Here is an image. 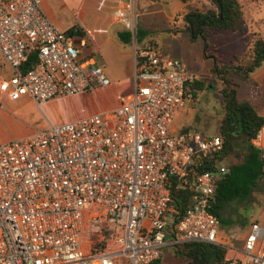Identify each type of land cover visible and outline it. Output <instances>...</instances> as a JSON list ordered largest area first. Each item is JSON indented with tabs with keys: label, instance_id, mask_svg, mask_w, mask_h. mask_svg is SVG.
<instances>
[{
	"label": "built area",
	"instance_id": "2783aa9c",
	"mask_svg": "<svg viewBox=\"0 0 264 264\" xmlns=\"http://www.w3.org/2000/svg\"><path fill=\"white\" fill-rule=\"evenodd\" d=\"M45 1L0 0V106L30 97L42 109L112 84L85 55L92 31L77 48L45 16ZM140 2L115 11L135 69L118 106L0 143V264H155L167 248L193 244L225 249L227 264H264L263 225L240 237L213 214L230 169L207 167L225 138L172 131L197 77L141 39ZM252 145L264 163V126ZM174 191L188 195L181 213Z\"/></svg>",
	"mask_w": 264,
	"mask_h": 264
},
{
	"label": "rangeland",
	"instance_id": "374dc122",
	"mask_svg": "<svg viewBox=\"0 0 264 264\" xmlns=\"http://www.w3.org/2000/svg\"><path fill=\"white\" fill-rule=\"evenodd\" d=\"M80 0H53L51 3L56 19L64 25L73 17L72 13L78 8ZM245 12L244 30L242 32L216 33L210 38L209 47L205 49L202 38L194 41L186 29L187 23L180 21L176 27L170 20L172 13L189 8L201 11L213 9L209 0H191L184 6L180 0H161L153 6H147L150 13L152 38L159 48L169 57L181 59L187 69L197 77L196 81L204 84V89L198 91L197 97L186 105L175 120L178 133L190 131L196 135H220V124L226 114V99L224 90L227 87L224 79L215 72L216 66L230 67L227 84L230 90H236L240 99L253 100L257 110L264 115V63L248 80L236 74L237 67L248 65L253 56L254 44L257 39H264V0H241ZM66 4V7H62ZM150 7L156 11L152 15ZM89 12L95 11L92 8ZM187 10V11H186ZM76 25V24H75ZM74 26V25H73ZM74 43L81 48L80 36H74ZM88 52L87 49H85ZM129 51V50H127ZM110 76L112 86L99 88L92 93L64 97L46 104L42 109L30 97L18 101H11L6 97L2 101L0 112V138L17 139L25 130H41L49 127L51 123L59 124L74 119H80L94 114L109 111L108 108L114 98L122 93L130 84L132 76L129 75L130 58L117 54L116 49L109 47L101 58ZM119 87L122 91L115 92L112 96L107 91L112 87ZM118 89V88H117ZM259 96V98H257ZM105 100L102 101L101 100ZM119 99V98H118ZM236 161L234 155L226 159L228 166ZM224 217L230 218L235 224L224 228L232 231L237 236H243L250 231L252 223L264 226V187L258 189L251 200L245 203H231L223 212ZM246 222L242 225L240 222ZM177 249L167 248L160 264H185V260L177 254Z\"/></svg>",
	"mask_w": 264,
	"mask_h": 264
},
{
	"label": "trees",
	"instance_id": "16d2710c",
	"mask_svg": "<svg viewBox=\"0 0 264 264\" xmlns=\"http://www.w3.org/2000/svg\"><path fill=\"white\" fill-rule=\"evenodd\" d=\"M188 4L191 0H180ZM213 9L201 11L197 8H189L184 20L186 29L192 35V40L202 38L205 49L209 47L210 38L216 33H236L244 30L245 12L241 0H209ZM69 32L74 36H83L82 30L73 27ZM145 32L141 30L140 37L144 39ZM119 38L124 44H130L129 33H120ZM264 63V39L256 40L253 56L250 63L244 67H237L236 74L244 80L250 79L251 75ZM230 67L216 66L217 72L224 79L226 99V114L219 130L220 136L226 140L224 153L211 161L207 170L218 171L230 156L236 161L228 165L230 171L224 174L218 183L217 203L213 214L217 216L223 227L228 228L235 223L223 212L226 207L235 202L245 203L251 200L254 193L264 187V163L260 159L259 151L252 145V139L261 127L264 126V116L260 115L251 101H241L236 90L228 87V75ZM204 89V84L196 81L191 90L197 97L198 91ZM173 205L181 213L188 207V195L184 191H174ZM246 225V222H240ZM177 254L185 260V264H227L225 261L226 250L214 245L193 244L177 248ZM163 258V257H162ZM158 260L155 264H160Z\"/></svg>",
	"mask_w": 264,
	"mask_h": 264
},
{
	"label": "crops",
	"instance_id": "0c3cea01",
	"mask_svg": "<svg viewBox=\"0 0 264 264\" xmlns=\"http://www.w3.org/2000/svg\"><path fill=\"white\" fill-rule=\"evenodd\" d=\"M140 1H141L140 6H141V9L143 12L142 17H141V22H140L141 30L144 31L146 34L143 40L146 42L147 41H153L158 46L155 39L152 38V35H153L152 30H151L152 26H151V20L149 18V16H151V14L146 15L144 18H143V16L146 13L151 12V11H149V8L147 9V6H153L154 4L158 3L161 0H157L156 2H152L150 0H140ZM52 2H53V0H46L42 6V9H43L45 16L48 18V20L52 24L66 30V31H69L73 27H76V28L82 30V32H86L87 30L92 31V38L88 43V47L86 48L88 50V52L85 51V55L94 57L97 65L103 67L105 69V71L107 72L108 76H109V73H108L106 67L103 64H101L102 63L101 58H102L103 54L105 53V51L109 47H113L114 49H116L118 55L130 58V62H129L130 71L128 73H129L130 77L132 76V78H130L131 82L127 86V88L124 90H129L128 92H125V93H129L130 91H132L133 87H134V72H135V69H134V49H133L131 44L127 45V44H124L123 42H121V40L119 38V34L120 33H127V31L125 30L123 23L118 21L117 18L115 17V11H117L119 9L128 10L130 8L131 0H80L78 8L74 11V13H72L73 17L71 19H68L67 22H65L66 23L65 25L61 21L56 19L54 12H53V9H52V5H51ZM188 4H184V6H187ZM62 7H66V4H63ZM89 8H92L95 11V13L89 12V10H88ZM150 10H153L152 15L155 16L157 10H154L153 7H150ZM183 12H185L184 8L181 10H177V11L173 12L172 16H170V20L174 21V24L176 25V27H178L180 25V21H183V22L185 21L184 17L188 11L186 13H183ZM184 26L187 27L186 24H184ZM127 50H129V51H127ZM4 69H5L6 74H9L11 72L10 67L6 63H5ZM109 78H110V76H109ZM111 86H112V84H111ZM112 89H114L115 92L122 91L119 89V87H116L114 85V87H112L111 89H109L107 91V94H110V96H112V94H113ZM125 93H122V94H125ZM118 98H120V97H118V95H117L114 98L113 102L110 104L108 110H112L118 106V104H119ZM257 98H259V96ZM101 100H102V98H101ZM240 100L241 101H251L254 104V101L256 99L253 98V100H246V99H243V100L240 99ZM102 101H105V100H102ZM50 102H52V101H50ZM1 109H2V105L0 106V112H1ZM256 109H257V107H256ZM179 114L176 116V118L179 116ZM260 115H262V114H260ZM262 116H264V115H262ZM81 118H83V117H81ZM176 118H175V120H176ZM74 120H77V119H74ZM51 124H55V123H51ZM44 129H46V128H44ZM41 130H43V129H41ZM38 131H40V130L35 131V130L28 128L27 130H25L23 135L20 136L19 138L32 135ZM172 131L175 133L179 132V129L175 126V121L173 124ZM12 140H14V139L0 138V143L9 142Z\"/></svg>",
	"mask_w": 264,
	"mask_h": 264
},
{
	"label": "water",
	"instance_id": "95a60500",
	"mask_svg": "<svg viewBox=\"0 0 264 264\" xmlns=\"http://www.w3.org/2000/svg\"><path fill=\"white\" fill-rule=\"evenodd\" d=\"M150 1H152V2H156L157 0H150ZM67 35H68V36H70V34H69V33H67Z\"/></svg>",
	"mask_w": 264,
	"mask_h": 264
}]
</instances>
